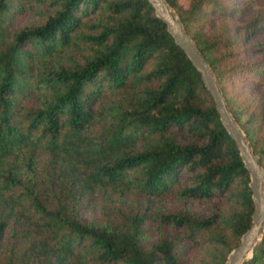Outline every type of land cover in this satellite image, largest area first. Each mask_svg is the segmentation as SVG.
<instances>
[{"label": "trees", "instance_id": "trees-1", "mask_svg": "<svg viewBox=\"0 0 264 264\" xmlns=\"http://www.w3.org/2000/svg\"><path fill=\"white\" fill-rule=\"evenodd\" d=\"M165 2L264 170V0ZM248 180L147 0H0V264H222Z\"/></svg>", "mask_w": 264, "mask_h": 264}, {"label": "water", "instance_id": "water-1", "mask_svg": "<svg viewBox=\"0 0 264 264\" xmlns=\"http://www.w3.org/2000/svg\"><path fill=\"white\" fill-rule=\"evenodd\" d=\"M155 15L165 24L174 42L183 50L199 72L203 85L209 91L215 110L227 133L234 140L244 167L248 172V186L253 207L249 226L240 236L237 245L227 253L222 264H241L251 256L254 244L261 239L264 230V170L246 140L243 130L234 120L227 108L224 97L218 87L209 64L202 58L182 23L165 0H147Z\"/></svg>", "mask_w": 264, "mask_h": 264}, {"label": "rangeland", "instance_id": "rangeland-1", "mask_svg": "<svg viewBox=\"0 0 264 264\" xmlns=\"http://www.w3.org/2000/svg\"><path fill=\"white\" fill-rule=\"evenodd\" d=\"M180 3H182L183 5L187 4V0H178Z\"/></svg>", "mask_w": 264, "mask_h": 264}]
</instances>
